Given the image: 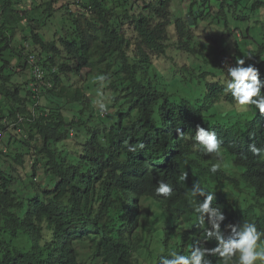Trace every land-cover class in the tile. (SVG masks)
<instances>
[{"label":"trees","instance_id":"16d2710c","mask_svg":"<svg viewBox=\"0 0 264 264\" xmlns=\"http://www.w3.org/2000/svg\"><path fill=\"white\" fill-rule=\"evenodd\" d=\"M20 1L0 0V264H156L160 249L186 252L197 241L214 248L215 240L201 241L187 195L197 180L215 192L226 234L228 224L243 220L264 229L258 212L264 210V158L248 149L264 144V115L237 112L224 92L229 51L235 63L250 50L236 41L206 53L194 33L201 23L217 24L222 0L218 7L217 0H189L185 12L174 9V0H67L56 9L57 0H42L28 11L17 8ZM75 4L92 12L77 15ZM59 9L66 10L64 23L49 34L47 21ZM128 19L137 38L121 63L115 40ZM122 44L130 42L122 38ZM251 52L264 80V39ZM29 55L38 62L30 63ZM164 62L170 67L158 73ZM84 70L90 79L79 82ZM41 71L52 87L45 85L33 106L34 72ZM165 73L173 74V90ZM99 74L110 77L103 88L95 81ZM118 89L126 99L113 106L114 115L93 116L101 93ZM198 124L223 140L215 174L209 171L214 154L193 151L184 138ZM70 130L78 139L83 131L84 140L63 149ZM125 141L145 148L129 152ZM162 150L167 155L159 156ZM145 157L163 165L143 169L137 162ZM160 180L172 185L171 197L155 195ZM167 218L171 225L160 226ZM141 250L148 260L140 259Z\"/></svg>","mask_w":264,"mask_h":264},{"label":"clouds","instance_id":"9594fccd","mask_svg":"<svg viewBox=\"0 0 264 264\" xmlns=\"http://www.w3.org/2000/svg\"><path fill=\"white\" fill-rule=\"evenodd\" d=\"M42 0H21L17 4L19 10L28 11L33 8L35 4H39ZM67 0H57L56 7L65 5ZM70 4V3H69ZM84 9L85 11H83ZM72 12L75 14L89 15L92 11L90 7H84L82 5L71 6ZM23 23L26 25V18L23 19ZM237 30V37H242V33ZM118 36L115 40V47L120 52V62L123 60L124 51L132 56L130 49L133 47L134 42L137 38V29L128 19V23L124 21L119 29ZM122 38L130 42L129 46L122 44ZM254 55L249 51L247 56H243L235 61L234 64L225 63L226 78H224V92L226 95H230L233 101L231 107L237 112L245 113L250 110H257L260 114L264 115V80L261 79L260 69L254 64L248 63L246 60H250ZM30 63L38 62V59L34 56L29 55ZM54 70V68H52ZM36 85L33 87V91L37 94L31 99H34L33 106H36L39 100L42 98L43 88L45 85L50 88L52 83L44 80L43 71L40 73L34 72ZM110 77L107 74H99L95 77V81L99 83L100 87L103 88L106 82H109ZM153 84V83H152ZM163 87V86H161ZM195 89V88H194ZM192 89V90H194ZM179 95L183 96L182 93L172 97L171 99L178 98ZM40 96V99L37 98ZM125 98L121 90L106 91L101 93L97 100L99 112L94 113L93 116L100 114L101 116L114 115L117 106ZM169 98V96H168ZM126 99V98H125ZM43 103V102H42ZM65 112V110H64ZM131 117V113L129 114ZM98 125L101 127L103 122L97 117ZM128 121V120H125ZM179 136H183L184 133L180 129H176ZM76 131L70 130V138L64 142L65 147L74 146L76 148L77 141L83 142L84 136L83 131L80 133V138L75 137ZM186 140L192 141L191 148L193 151L201 152L205 155L214 154L216 161L209 167V171L215 174L222 167L223 156L222 145L223 140L218 137L217 132L208 127L196 126L195 134L189 137H184ZM125 145L129 152H136L137 149H144L145 144L138 142L136 144L125 141ZM61 146V143L59 144ZM66 147V148H67ZM63 148V149H66ZM249 151L257 157L264 158V144L262 147H257L255 143L248 146ZM167 152L162 150L159 156H165ZM163 159L154 160L152 157L141 158L137 165L142 166L143 169L150 170L151 166L163 165ZM160 174L155 176L159 178ZM180 181H186L187 172H184L179 177ZM155 195L162 198H169L173 195V187L170 183L163 180L158 181L155 187ZM187 195L189 196L190 203L196 218V225L202 230L203 238L201 241L208 242L215 240L217 242L216 247L207 248L204 247L203 243L197 241L195 245H192L188 251L170 250L165 253L164 249H160L156 256V264H213L209 257H218L220 264H264V229L257 227L255 222L243 220L242 223L228 224L226 226L227 234L221 230V222L226 219L225 214L219 206L214 205L215 192L208 190L204 187L199 180L193 182L191 189H188ZM204 197L203 202H198L197 197ZM147 201L153 202L155 199H146ZM144 200V201H146ZM263 199H261L262 201ZM153 202L154 206L158 209L161 206ZM194 202V203H193ZM263 202V201H262ZM264 203V202H263ZM263 213L264 210L259 208V211ZM168 219V218H167ZM171 220V219H169ZM181 222L179 220L174 221ZM182 223V222H181ZM179 224V223H178ZM181 230V229H180Z\"/></svg>","mask_w":264,"mask_h":264},{"label":"rangeland","instance_id":"374dc122","mask_svg":"<svg viewBox=\"0 0 264 264\" xmlns=\"http://www.w3.org/2000/svg\"><path fill=\"white\" fill-rule=\"evenodd\" d=\"M258 1L260 0H225V2H223L222 0L223 13L219 17L217 16V24L207 28L205 23H201L199 27L194 29L197 40L200 39L198 44H203V46L200 45V48H203V51H205L206 53L212 54V47L218 45L227 46V44H229V48H233V43L237 41V43L241 47L245 46L246 50H256L264 39V6H257L256 2ZM173 2L175 10H182L183 12H185L189 0H174ZM220 2L221 0H217V7L220 6ZM261 2H264V0H261ZM56 8L57 7H55V9ZM141 9L142 7H140L139 5L137 9L135 8V13L138 14ZM65 12V9H59L53 12V16L48 19L46 25V30L49 34L54 32L55 30L59 31L62 21L61 18L63 17V15H67L65 14ZM125 21L128 23V20ZM20 26L23 27L25 25L22 23ZM237 30L242 33V37L236 36L234 31L236 32ZM230 33H233L234 35L231 36ZM220 48H222V46H219V49ZM233 51L230 50L228 53L231 56L230 59L227 57L226 61L228 64H234L232 56V53H234ZM241 57H243V55H241L240 58ZM248 63H250V60H246V65ZM169 67L170 64H168L167 62L158 63L156 66V71L160 73L161 71H164ZM84 72L85 70L80 74L81 77L79 76V82L87 81L88 79H90V77H85ZM172 76L173 74L170 73H165L163 75L165 81L169 82L170 90H173L174 88L172 84ZM91 77L94 78L93 75H91ZM195 85H197V82H193V84L190 86H192V89H194L196 87ZM93 106L98 109L97 103H93ZM65 145L61 143V146H63L64 148L67 147H65ZM68 146H70V143H68ZM14 165L19 167L18 163H15ZM262 201L264 202V199ZM153 202L159 204L155 200H153ZM171 222L172 220L165 219L159 225L166 228L167 226L171 225ZM178 223L181 224V222H176V224ZM179 227L180 229H182L183 226ZM158 236H160V233L156 234V237ZM148 258L149 255L147 251L141 250L140 259L148 260Z\"/></svg>","mask_w":264,"mask_h":264},{"label":"built area","instance_id":"2783aa9c","mask_svg":"<svg viewBox=\"0 0 264 264\" xmlns=\"http://www.w3.org/2000/svg\"><path fill=\"white\" fill-rule=\"evenodd\" d=\"M28 1H31V0H28ZM83 11H85L84 9H82Z\"/></svg>","mask_w":264,"mask_h":264},{"label":"bare ground","instance_id":"6f19581e","mask_svg":"<svg viewBox=\"0 0 264 264\" xmlns=\"http://www.w3.org/2000/svg\"><path fill=\"white\" fill-rule=\"evenodd\" d=\"M133 197V196H132Z\"/></svg>","mask_w":264,"mask_h":264}]
</instances>
